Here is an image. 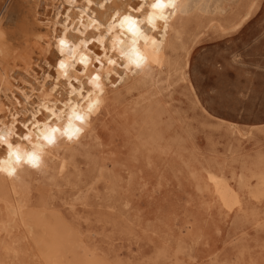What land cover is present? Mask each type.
<instances>
[{"label": "rangeland", "instance_id": "obj_1", "mask_svg": "<svg viewBox=\"0 0 264 264\" xmlns=\"http://www.w3.org/2000/svg\"><path fill=\"white\" fill-rule=\"evenodd\" d=\"M225 6L191 13L148 78L88 111L62 165L24 171L30 202L10 235L0 201V264H264V198L244 193L235 215L205 185V167L235 183L264 164V0Z\"/></svg>", "mask_w": 264, "mask_h": 264}, {"label": "bare ground", "instance_id": "obj_2", "mask_svg": "<svg viewBox=\"0 0 264 264\" xmlns=\"http://www.w3.org/2000/svg\"><path fill=\"white\" fill-rule=\"evenodd\" d=\"M42 1L45 7L57 1L58 7L53 10L41 8ZM155 2L0 0V135L6 136L14 147L18 146L22 156L17 162L15 157L8 156L6 146L0 145V201L8 218L2 225L6 235H10L17 217L23 220L30 202L24 171L32 164L27 162L25 154L40 152L36 166L43 172L53 170L55 164L62 165L66 161V150L90 127L85 125L89 111L87 103L104 108L110 95L119 100L117 92L122 87L137 86L148 78L150 61L162 59L167 49H177L191 13L217 16L226 12V0H161L165 6L153 9L151 5ZM136 8L140 11L136 12ZM255 11L254 4H250L235 27H240ZM118 14L120 18L134 14L139 34L134 36L126 27L120 28ZM149 15L154 17L152 24H148ZM61 39L66 41L64 46L59 43ZM133 40L143 57L139 67L121 55V50L131 51ZM82 57H87L85 66L78 63ZM185 57L183 66L186 67L188 53ZM38 60L43 61L47 69L42 68ZM61 60L66 64L64 69L59 67ZM109 60H115L116 64H109ZM95 75L101 77L99 89L88 83ZM186 77V73L181 71V78ZM73 81L79 82V95L75 99ZM23 90L27 93L23 94ZM89 93L87 101L80 99ZM73 107L85 119L83 122L72 119L69 128ZM49 127L61 129L55 133L52 144L42 138ZM66 128L72 135L71 139L64 132ZM230 133L240 140L247 137L246 132L233 124ZM24 136L28 140H23ZM261 159L257 158L253 167H247L254 172L249 176L241 172L235 183L223 174V170L205 167V185L211 187L221 209L237 215L243 209L244 193L258 201L264 198V164ZM253 177L257 178L255 185L251 183ZM11 248L7 247V250Z\"/></svg>", "mask_w": 264, "mask_h": 264}, {"label": "snow or ice", "instance_id": "obj_3", "mask_svg": "<svg viewBox=\"0 0 264 264\" xmlns=\"http://www.w3.org/2000/svg\"><path fill=\"white\" fill-rule=\"evenodd\" d=\"M165 5L161 2V0H156L155 3H153L151 5V7L153 9H159V8H163ZM136 12L140 11L139 8L135 9ZM118 18H120V14H118ZM154 20V17L152 15H149L147 17V21L148 24H152ZM120 28H127V31L129 33H132L134 36L139 34V27L137 24V20L134 18V14H129V15H123L122 18H120V24H119ZM61 46H64L66 44V41L61 39L59 41ZM136 45V41L133 40V46L130 52H125L123 50H121V55L123 56H127L128 60L130 61V63L135 64L137 67L140 66L141 64V60L143 59V57L140 55V53L138 52V50L135 47ZM81 66H85L87 64V57H82L81 60L78 62ZM109 64H116L115 60H109L108 61ZM59 67L61 69H64L66 67V64L63 60H61L59 62ZM65 75H67L65 73ZM101 77L100 75H95L93 77V79L91 81H88V83L90 84H94V86L96 88H100L101 85L99 83ZM72 84L74 85V87L72 88V92H73V99H75L79 93L77 92V89L79 88V82L77 81H73ZM90 93L89 96H80V99L82 101H87L90 97ZM94 103L89 102L87 103V107L89 111H92L94 109ZM50 115H54V113L50 112ZM72 119L76 120V121H80L83 122L85 117L84 115L79 114L75 107H73L72 109V116L69 119V128L71 127V122ZM61 129L60 128H56V127H49L48 131L46 134H43V140L46 141L48 144H52L55 142V133L60 132ZM76 131L78 132L79 129H76ZM65 134L68 135V138L71 139L72 135L69 134L68 129H64ZM23 140H28L27 136L22 137ZM0 145L6 146V148L8 149V156L9 157H15L16 161L19 162L22 159V156L20 155L18 146L14 147L13 143H9L8 139L6 138V136L4 135H0ZM26 158H27V162L35 165L36 162L38 161L39 157L35 152H28L25 154ZM11 174V173H9Z\"/></svg>", "mask_w": 264, "mask_h": 264}]
</instances>
